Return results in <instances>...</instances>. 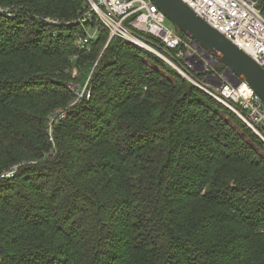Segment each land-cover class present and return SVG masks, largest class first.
Returning a JSON list of instances; mask_svg holds the SVG:
<instances>
[{
	"label": "trees",
	"instance_id": "16d2710c",
	"mask_svg": "<svg viewBox=\"0 0 264 264\" xmlns=\"http://www.w3.org/2000/svg\"><path fill=\"white\" fill-rule=\"evenodd\" d=\"M0 8V264H264V143L238 116L95 18L78 48L87 0Z\"/></svg>",
	"mask_w": 264,
	"mask_h": 264
},
{
	"label": "built area",
	"instance_id": "2783aa9c",
	"mask_svg": "<svg viewBox=\"0 0 264 264\" xmlns=\"http://www.w3.org/2000/svg\"><path fill=\"white\" fill-rule=\"evenodd\" d=\"M182 1L208 25L264 66V16L255 0ZM87 3L88 8L77 19L78 23L86 24L96 18L99 25L108 30L109 39L121 37L145 46L231 110L264 143V103L260 97L244 81L234 86L227 80V75L225 79L223 74L203 75V64L193 53L191 41L178 35L172 25L165 24V16L151 0H87ZM142 34L155 42H147ZM95 36L96 32L86 31V35L77 38L76 44L81 49L87 48ZM63 116L64 112L57 111L50 124ZM14 171H6L1 176H11Z\"/></svg>",
	"mask_w": 264,
	"mask_h": 264
},
{
	"label": "water",
	"instance_id": "95a60500",
	"mask_svg": "<svg viewBox=\"0 0 264 264\" xmlns=\"http://www.w3.org/2000/svg\"><path fill=\"white\" fill-rule=\"evenodd\" d=\"M178 35L188 38L214 65L226 68L234 86L246 82L264 103V66L208 25L182 0H151Z\"/></svg>",
	"mask_w": 264,
	"mask_h": 264
},
{
	"label": "rangeland",
	"instance_id": "374dc122",
	"mask_svg": "<svg viewBox=\"0 0 264 264\" xmlns=\"http://www.w3.org/2000/svg\"><path fill=\"white\" fill-rule=\"evenodd\" d=\"M256 1V0H255ZM93 20H95L96 22H98V20L95 18V19H93ZM78 23V22H77ZM98 24H99V22H98ZM165 24L167 25V26H171V23L167 20V19H165ZM79 25H81V26H83L84 27V29H86V31H88V32H92V31H94V32H96L97 33V31H95V29L98 27V26H96V27H94V28H92V27H86L87 25L86 24H81L80 22H79ZM101 25V24H100ZM142 36L144 37L143 39L144 40H146L147 42H155V41H153V40H151L147 35H144V34H142ZM79 37H82V36H79ZM78 37V38H79ZM109 35H108V40H107V42H109ZM124 41H125V44H134V45H137V47H139L140 48V50L142 51V52H146V53H151V54H154L151 50H149L148 48H146L145 46H143V45H139V44H136L135 42H133V41H130V40H128V39H124ZM106 44V43H105ZM157 44V43H156ZM77 45V44H76ZM89 45L90 44H88V47H89ZM78 47V46H77ZM79 48V47H78ZM195 48V47H194ZM194 48H192V50L194 51L193 53L200 59V61L202 62V64H203V70H202V74L203 75H206V76H210V75H212V74H214V75H217V74H223L222 75V78H224L225 79V77H226V75H225V73H226V68H224L223 67V69L221 70L220 69V67L221 66H219V65H214L213 63H212V61H211V59H209V57H206V56H203V53L202 52H200V51H198L196 48L194 49ZM81 49V48H80ZM81 50H86V49H81ZM105 50V45L101 48V50H100V53H99V55H98V57L96 58V60L94 61V63H93V65H92V67H91V69H90V71H89V74H88V76L86 77V79L84 80V81H79V83H78V86H73V88L75 87V88H77L78 90L76 91V93H77V96H76V98L70 103V104H67L66 106L67 107H65V108H61V107H58V108H56V110H55V112L54 113H52V115L50 116V119H49V128H50V130H52V126L54 125V124H57V122L62 118V117H58V118H56L51 124H50V120L52 119V116L57 112V111H62V112H64V114H65V109H67V108H69V107H71L73 104H75L76 102H78V101H80V100H82V99H86V98H88L89 96H90V94H91V90H90V87H89V81H91L90 79H91V75L93 74V73H95L96 71H97V69L100 67L99 65H101L102 64V62L100 61V58H101V55L103 54V51ZM154 55H156V54H154ZM157 56V55H156ZM118 60L120 59V56L117 58ZM117 59H113V60H111V62H115ZM110 62V63H111ZM168 64V63H167ZM169 65V64H168ZM108 70V69H107ZM77 74V68L76 67H73L72 68V75H76ZM230 78H229V75H227V80H229ZM71 83H74V82H71ZM204 92V91H203ZM207 94V93H206ZM208 95V94H207ZM64 109V110H63ZM54 123V124H53ZM51 133V131H49V134Z\"/></svg>",
	"mask_w": 264,
	"mask_h": 264
}]
</instances>
